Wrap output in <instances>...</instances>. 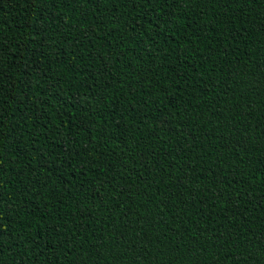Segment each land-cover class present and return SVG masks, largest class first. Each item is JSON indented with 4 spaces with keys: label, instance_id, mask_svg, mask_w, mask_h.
<instances>
[{
    "label": "trees",
    "instance_id": "16d2710c",
    "mask_svg": "<svg viewBox=\"0 0 264 264\" xmlns=\"http://www.w3.org/2000/svg\"><path fill=\"white\" fill-rule=\"evenodd\" d=\"M0 264H264V0H0Z\"/></svg>",
    "mask_w": 264,
    "mask_h": 264
}]
</instances>
